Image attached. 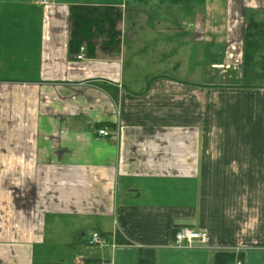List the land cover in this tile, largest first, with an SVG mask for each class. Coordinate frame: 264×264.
<instances>
[{
	"label": "crops",
	"instance_id": "obj_1",
	"mask_svg": "<svg viewBox=\"0 0 264 264\" xmlns=\"http://www.w3.org/2000/svg\"><path fill=\"white\" fill-rule=\"evenodd\" d=\"M76 5L124 13L127 0H0V264H138L141 248L155 249L156 264H212L222 251L264 264V89L234 75L245 23L264 20V0H224L222 55L202 59L204 80L126 77L127 87L124 15L118 55L99 40L77 60ZM189 17L177 32L205 43L209 16ZM179 227L206 243L175 247ZM95 232L105 245L88 244ZM118 233L132 245H118ZM55 246L65 251L49 257Z\"/></svg>",
	"mask_w": 264,
	"mask_h": 264
},
{
	"label": "rangeland",
	"instance_id": "obj_2",
	"mask_svg": "<svg viewBox=\"0 0 264 264\" xmlns=\"http://www.w3.org/2000/svg\"><path fill=\"white\" fill-rule=\"evenodd\" d=\"M212 0H207V4L203 6H160L157 0H127V9L124 10L126 35L127 55L124 60L125 67V86H130L129 80L143 78L148 79L158 76H170L178 80L200 81L204 80L211 71H205L203 67L204 58L211 56L220 58L222 55V29H225L224 0H216L217 5H211ZM207 14L209 16L207 26H210L209 34L206 37V42H197L191 34L194 29H190L191 33H179L177 30L189 29L187 24L193 23L192 15ZM173 15V21L166 22L162 27L158 26L157 16ZM188 18L191 22H189ZM164 26H171L176 32L170 35L147 34L146 32L161 29ZM121 27V26H120ZM131 30H141L138 35H131ZM216 39L214 40L211 39ZM160 41H166L168 47L162 51L159 49ZM166 45V44H164ZM154 48L158 51V59L155 61ZM144 50V61L136 63L135 57ZM150 62V64H149ZM154 62H159V67ZM209 62V61H208ZM152 63L154 65H152ZM148 73V74H143ZM218 73V72H215ZM141 74V75H139ZM234 75L239 77L241 81V70H235ZM137 77V78H136ZM212 77H209L210 79ZM141 86L143 80L139 81ZM138 89V87H136ZM52 233V232H51ZM87 233L83 239L88 240ZM82 240V236L80 235ZM98 245L94 247L97 248ZM65 251V248L55 246L49 249V257H54L59 252ZM68 260V259H67Z\"/></svg>",
	"mask_w": 264,
	"mask_h": 264
},
{
	"label": "trees",
	"instance_id": "obj_3",
	"mask_svg": "<svg viewBox=\"0 0 264 264\" xmlns=\"http://www.w3.org/2000/svg\"><path fill=\"white\" fill-rule=\"evenodd\" d=\"M164 6L193 7L203 5L205 0H159ZM123 10L112 6H72L70 54L78 55L80 48L86 46L87 55L94 56L98 41L108 56L118 55L121 51V31ZM241 87L264 89V20L251 18L245 23L243 37V60L241 65ZM117 244H132L120 233ZM242 261V256L233 252H215L212 264H234ZM93 264L92 261H87ZM138 264H156V251L153 248L139 250Z\"/></svg>",
	"mask_w": 264,
	"mask_h": 264
},
{
	"label": "built area",
	"instance_id": "obj_4",
	"mask_svg": "<svg viewBox=\"0 0 264 264\" xmlns=\"http://www.w3.org/2000/svg\"><path fill=\"white\" fill-rule=\"evenodd\" d=\"M53 0H40L43 5H48ZM86 51L85 47L80 48V52L77 55V60H83L85 57L84 52ZM109 131L107 129H102L98 132L100 137L109 136ZM207 241V234L201 231H196L188 227H179L173 230V243L177 248H192L195 244H205ZM88 244L91 246L94 245H105L106 241L98 233H93L88 241ZM101 264H106L102 262ZM234 264H244L242 261L237 260Z\"/></svg>",
	"mask_w": 264,
	"mask_h": 264
}]
</instances>
